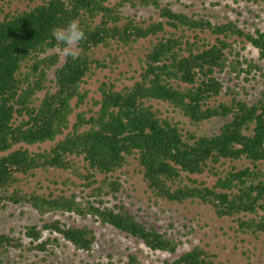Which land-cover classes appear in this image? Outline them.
<instances>
[{
    "label": "trees",
    "instance_id": "trees-1",
    "mask_svg": "<svg viewBox=\"0 0 264 264\" xmlns=\"http://www.w3.org/2000/svg\"><path fill=\"white\" fill-rule=\"evenodd\" d=\"M14 2L0 0V212L16 205L42 217H90L174 255L182 244L175 234L124 204H110L108 197L123 189L118 172L134 163L155 202L197 201L232 218L239 233L264 235V30L178 10L176 0ZM127 8L151 9L156 17L138 18ZM73 19L85 39L76 59L62 61L51 29ZM244 42L258 51L257 61L244 54ZM113 46L141 51L139 67L127 76L130 82L124 72L99 80V97H90L89 81L98 71L117 68L116 57L105 63L96 56ZM154 101L172 105L196 126L226 121L219 132L198 135L164 116ZM48 141L54 143L38 150L23 145ZM52 170L73 177L49 179L51 184H71L80 192L43 183L29 188L32 178ZM97 238L90 225L61 218L27 225L19 235L0 231V263L15 249L23 259L39 258L31 264H48L60 240L90 253ZM109 257L65 264H143L135 252L127 259ZM163 264L218 259L197 244Z\"/></svg>",
    "mask_w": 264,
    "mask_h": 264
},
{
    "label": "rangeland",
    "instance_id": "rangeland-1",
    "mask_svg": "<svg viewBox=\"0 0 264 264\" xmlns=\"http://www.w3.org/2000/svg\"><path fill=\"white\" fill-rule=\"evenodd\" d=\"M26 0H16L14 7H24ZM215 0H176V9L187 11L189 13L199 12L215 15L218 20H235L241 26L246 27L248 31L256 29L264 30V0H219V5L214 6ZM126 14H136L138 18L154 16L156 14L151 9H125ZM210 36V34H206ZM148 42H143L147 45ZM245 47L244 54L254 60L259 59L258 51L248 42L241 44ZM141 51L128 50L124 48H100L96 56L110 63L112 58H117V63L112 66L117 68L115 72L110 69L99 70L96 76L90 80L88 87L91 90L90 97H99L98 87L101 80H106L107 76L116 78L124 72L123 78L130 76L135 69L139 67V56ZM63 55V53H62ZM65 56H62V61ZM264 64V61L262 62ZM52 75V73H51ZM100 80V81H99ZM264 80V78H263ZM259 87H263L260 85ZM248 89L252 91L251 85ZM154 106L161 109L164 116L170 117L173 121L180 122L186 129L194 130L198 135L211 134L219 132L221 125L226 121L224 119H213L206 121L201 126L192 124L179 110L172 105L154 101ZM87 106H84L86 109ZM76 120L75 114L72 115V122ZM54 142L48 141L34 145H26L31 150H38L50 147ZM123 183V189L118 193L117 198L108 197L110 204H124L129 209L134 210L142 219L147 220L151 225L161 230L167 229L182 240L178 252L170 254L162 251H153L142 241L134 237H128L123 232L110 226H102L92 218L82 219L78 216H69L61 214H48L44 217L29 206L11 205L8 210L0 212V231L22 234L25 227L30 224H39L44 221L61 218L62 220L75 223L77 225H90L97 231V242L93 250L89 252L78 251L65 240H60V246L55 255L50 256L51 263L65 264L80 261H100L109 262L112 260L127 259L129 253H137L143 264H163L165 259H172L180 253L191 249L200 244L217 254L218 264H264V235L260 238H254L247 234L237 231L235 223L230 217H218L213 208L201 204L197 201H186L184 203H166L155 202L149 197L147 187L143 178L137 173L135 164L128 165L123 171L118 172ZM73 176L61 170H52L46 174L40 173L38 177L32 178L29 188L40 186L41 183L51 188L61 187L69 189L70 192H80L81 187L73 185L64 186L62 184H51L49 179L65 180ZM211 180V179H210ZM74 181H78L75 180ZM191 232V233H190ZM45 237L49 234L45 231ZM29 254V253H28ZM37 260L38 257L32 256ZM32 259V260H33ZM32 260H26L21 257L20 252L11 249L8 252L7 260L0 264H31Z\"/></svg>",
    "mask_w": 264,
    "mask_h": 264
},
{
    "label": "clouds",
    "instance_id": "clouds-1",
    "mask_svg": "<svg viewBox=\"0 0 264 264\" xmlns=\"http://www.w3.org/2000/svg\"><path fill=\"white\" fill-rule=\"evenodd\" d=\"M51 37L62 45L65 57L76 59L78 56V45L85 39V31L77 20H69L62 27H53Z\"/></svg>",
    "mask_w": 264,
    "mask_h": 264
}]
</instances>
